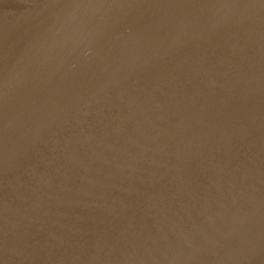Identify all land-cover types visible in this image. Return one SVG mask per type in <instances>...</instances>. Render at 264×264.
<instances>
[{"label": "water", "instance_id": "95a60500", "mask_svg": "<svg viewBox=\"0 0 264 264\" xmlns=\"http://www.w3.org/2000/svg\"><path fill=\"white\" fill-rule=\"evenodd\" d=\"M0 264H264V0H0Z\"/></svg>", "mask_w": 264, "mask_h": 264}]
</instances>
